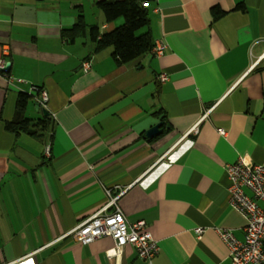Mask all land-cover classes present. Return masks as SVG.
I'll return each mask as SVG.
<instances>
[{
	"label": "crops",
	"instance_id": "crops-1",
	"mask_svg": "<svg viewBox=\"0 0 264 264\" xmlns=\"http://www.w3.org/2000/svg\"><path fill=\"white\" fill-rule=\"evenodd\" d=\"M98 1L0 0V264H230L218 230L244 241L246 219L226 167L244 156L264 166V0H144L165 53L122 66L112 47L95 52L91 28L119 26ZM81 15L86 33L70 42ZM33 85L49 94L42 138L6 129ZM36 103L33 121L44 117ZM104 188L147 223L160 245L151 262L131 246L107 259L109 238L74 245L68 234L107 205Z\"/></svg>",
	"mask_w": 264,
	"mask_h": 264
},
{
	"label": "built area",
	"instance_id": "built-area-1",
	"mask_svg": "<svg viewBox=\"0 0 264 264\" xmlns=\"http://www.w3.org/2000/svg\"><path fill=\"white\" fill-rule=\"evenodd\" d=\"M145 7L148 3L141 0ZM166 47L156 42L152 49L154 57L163 56ZM6 67L0 60V72ZM84 71L91 69L90 62H84ZM167 80L166 76L161 81ZM29 95L36 98L40 107L47 110L49 94L43 87L31 86ZM199 125L191 133H198ZM225 135V132H221ZM53 133L50 134V140ZM44 154L51 155V143H47ZM229 180V203L246 219L245 238L239 241L232 232L218 230L221 240L227 245L230 264H264V166L253 162L248 156L240 157L235 164L226 167ZM109 201L107 205L92 216L84 219L68 235L76 247L88 246L102 238L113 241L105 256L109 260L119 258L123 250L131 246L142 260L151 262L159 253V242L153 237L145 221L130 222L118 205L119 196L113 197L111 191L104 188ZM122 194V193H121ZM112 209L111 211L109 209ZM204 230L198 228L196 234L201 238Z\"/></svg>",
	"mask_w": 264,
	"mask_h": 264
},
{
	"label": "trees",
	"instance_id": "trees-1",
	"mask_svg": "<svg viewBox=\"0 0 264 264\" xmlns=\"http://www.w3.org/2000/svg\"><path fill=\"white\" fill-rule=\"evenodd\" d=\"M96 6L103 13L106 23L114 24L123 19V24L104 33L100 32L98 26L91 28L96 53L112 47L113 59L122 66L152 52L154 38L149 31V12L141 0H102L98 1ZM237 9L244 10V7L238 5ZM212 14L215 20L224 15L219 8H213ZM86 28V22L81 15L73 28L63 33V37L74 42L85 35ZM142 30L145 31L138 35ZM32 98L28 93L19 94L14 118L6 124V129L15 135L26 133L35 138H42L51 131L52 120L47 116L37 121L26 117V109Z\"/></svg>",
	"mask_w": 264,
	"mask_h": 264
},
{
	"label": "water",
	"instance_id": "water-1",
	"mask_svg": "<svg viewBox=\"0 0 264 264\" xmlns=\"http://www.w3.org/2000/svg\"><path fill=\"white\" fill-rule=\"evenodd\" d=\"M4 73H8L9 72V64L6 65V67L3 70ZM36 111L37 112H42L43 116H47L50 118V114L47 110H44L42 108H40V104L36 103L35 105ZM163 123L157 124L155 127H153L152 129H150L148 132H146V137L147 138H155L157 136H159L160 134H162V127Z\"/></svg>",
	"mask_w": 264,
	"mask_h": 264
},
{
	"label": "rangeland",
	"instance_id": "rangeland-1",
	"mask_svg": "<svg viewBox=\"0 0 264 264\" xmlns=\"http://www.w3.org/2000/svg\"><path fill=\"white\" fill-rule=\"evenodd\" d=\"M121 24H123V19H122V18L118 20V25H121ZM144 31H145V30H142V31L138 32V35H140V34L143 33Z\"/></svg>",
	"mask_w": 264,
	"mask_h": 264
}]
</instances>
